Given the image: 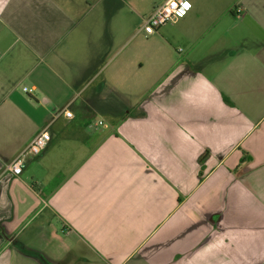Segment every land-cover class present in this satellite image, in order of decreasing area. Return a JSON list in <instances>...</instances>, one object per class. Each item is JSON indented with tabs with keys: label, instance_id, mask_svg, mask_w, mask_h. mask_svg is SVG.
I'll list each match as a JSON object with an SVG mask.
<instances>
[{
	"label": "crops",
	"instance_id": "crops-1",
	"mask_svg": "<svg viewBox=\"0 0 264 264\" xmlns=\"http://www.w3.org/2000/svg\"><path fill=\"white\" fill-rule=\"evenodd\" d=\"M129 1L0 0V264H264V0Z\"/></svg>",
	"mask_w": 264,
	"mask_h": 264
},
{
	"label": "built area",
	"instance_id": "built-area-1",
	"mask_svg": "<svg viewBox=\"0 0 264 264\" xmlns=\"http://www.w3.org/2000/svg\"><path fill=\"white\" fill-rule=\"evenodd\" d=\"M185 5H188V7H185ZM190 8V0H165L163 3L157 5L149 18L145 20L143 31L147 35H153L161 27L175 23L185 17ZM63 114L66 118H73V113L68 109H65ZM102 123L100 120L96 122V125H101ZM50 139L51 134L47 128L37 133L30 143L8 165V172L15 176L21 175L28 159L40 155L49 145Z\"/></svg>",
	"mask_w": 264,
	"mask_h": 264
},
{
	"label": "rangeland",
	"instance_id": "rangeland-1",
	"mask_svg": "<svg viewBox=\"0 0 264 264\" xmlns=\"http://www.w3.org/2000/svg\"><path fill=\"white\" fill-rule=\"evenodd\" d=\"M142 1L143 0H141V2L137 0V4H133L132 1H129L128 7L124 8L123 12L128 19V28L126 34L122 36V41L113 44V55H115V51L119 50L121 47H124V49L126 48L125 50H129L136 45L144 46L150 43L147 42V40L151 35H147L144 31L137 33L140 28L143 29L145 20L150 16L148 13L149 4L144 2L145 0Z\"/></svg>",
	"mask_w": 264,
	"mask_h": 264
},
{
	"label": "trees",
	"instance_id": "trees-1",
	"mask_svg": "<svg viewBox=\"0 0 264 264\" xmlns=\"http://www.w3.org/2000/svg\"><path fill=\"white\" fill-rule=\"evenodd\" d=\"M248 159V157H243L242 160H241V163H244L246 160ZM204 161V158L201 160V163H203ZM37 258L40 259V261L42 262V264H47L46 261L38 254H34Z\"/></svg>",
	"mask_w": 264,
	"mask_h": 264
},
{
	"label": "snow or ice",
	"instance_id": "snow-or-ice-1",
	"mask_svg": "<svg viewBox=\"0 0 264 264\" xmlns=\"http://www.w3.org/2000/svg\"><path fill=\"white\" fill-rule=\"evenodd\" d=\"M185 7H188V5H185Z\"/></svg>",
	"mask_w": 264,
	"mask_h": 264
}]
</instances>
